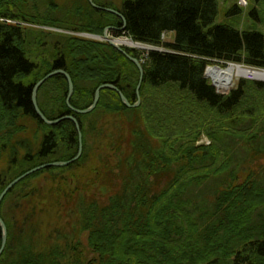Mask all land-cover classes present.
Wrapping results in <instances>:
<instances>
[{
    "label": "trees",
    "instance_id": "trees-1",
    "mask_svg": "<svg viewBox=\"0 0 264 264\" xmlns=\"http://www.w3.org/2000/svg\"><path fill=\"white\" fill-rule=\"evenodd\" d=\"M55 1L0 0V163L9 156L0 166V195L29 170L79 153L74 121L48 125L33 104L35 85L56 70L73 80L72 107L62 74L43 83L38 103L50 120H78L83 153L29 175L5 196L8 238L0 264H82L84 234L96 264H264V182L236 183L237 161L264 155V82L241 79L221 94L205 77L212 59L264 69V34L236 18L216 24L220 0H123L120 8L94 0L119 11L126 26L89 0ZM239 11L236 3L229 15ZM108 28L165 52L124 48L144 68L139 106L129 108L118 91L104 89L93 112L77 114L72 108H89L103 84L115 85L132 105L138 101L137 65L109 42L78 35ZM168 33L175 38L165 42ZM159 97L166 113L175 111L169 121L182 126L179 132L167 136L163 126L154 132L147 124L153 120L144 110ZM102 113L129 119L128 138L110 141L119 163L102 158L101 169L80 174L88 138L98 132L91 118ZM27 122L41 129L39 142L16 138ZM204 133L211 143L197 144ZM44 174L49 178L32 184ZM101 188L110 192L106 199ZM2 241L0 226V248Z\"/></svg>",
    "mask_w": 264,
    "mask_h": 264
},
{
    "label": "rangeland",
    "instance_id": "rangeland-1",
    "mask_svg": "<svg viewBox=\"0 0 264 264\" xmlns=\"http://www.w3.org/2000/svg\"><path fill=\"white\" fill-rule=\"evenodd\" d=\"M72 1L82 2L83 0H56L55 3L57 5H59V4H62V2L63 3H71ZM122 1L123 0H99L100 4H106V5L111 4V5H114L116 8L121 7ZM48 3L49 2H47V5H48ZM236 3H237V6H238L240 11L235 13V14L229 15V12L231 10H233V7L235 6ZM43 11H45V9ZM253 11H256V13H257L256 16H251V13ZM262 12H264V0H220V10H219L218 19L216 20V24L227 23V21H229L230 19L236 18L238 21H240L242 23V25H243V23H244V25H251L254 23V25L257 26V29H259L258 31H260L264 34V24L261 21V19L263 18ZM23 26H26L29 29H33V30L40 31V32L44 31V32H51V33H55V34H59V33H61V34H74L75 33V35H76V32L70 33V31H63V30H60V29L52 27V26H44L42 24H37V25L36 24H24ZM78 35L85 37V38L92 39V40L108 42V41L104 40L103 38H101V39L96 38V37L101 36L98 34L78 33ZM108 35L110 36L111 39L117 38V41H119L120 43H122L121 41H123V42L124 41H130L128 36H123V35L117 36L110 31L108 32ZM166 36L167 37H165V40H164L165 42L173 41L175 38L174 33H168ZM129 43H127L126 45H130ZM126 45L124 44L123 47L124 48L125 47L131 48V47L126 46ZM132 49H134V48H132ZM138 50L144 51V52L148 51V50H144L141 48H139ZM156 51L165 52V50L161 51L160 49L156 50ZM216 61L212 66L218 65V66H221L224 68H226L228 66L227 64H225L226 62L221 63L224 61H220V63H217ZM227 63H230V62H227ZM232 64H237V63H232ZM237 65H241L242 67L248 68V69H255V67H250V66L248 67V66L243 65V64H237ZM257 71H258V69H257ZM241 79H245V78H242V77L237 78L236 77L234 84L226 92L225 91H219V89L217 87H216V89L221 94H227L233 88L236 87V85L239 83V81ZM257 79H259V80H256V81L264 80V78H257ZM251 80H253V79H251ZM209 81L211 83H213V81L210 78H209ZM159 98L160 99H158V101L154 102V106H156V107H148V108L146 107L144 110L143 115L145 117V120H147L148 118H151L153 120L152 123L146 121L147 124L151 125V129H154V132H158L157 130L161 129V127L163 126V130H165L167 132L165 134L167 136L172 134V131H173V133L179 132L182 129V126L181 127L178 125L174 126V125L170 124V121H169V118H173V113L175 111H173L172 113L167 111V113H166V110H164L163 103H162L164 100H162L161 97H159ZM91 120L97 122L98 132H96V131L94 132V139H92V136H89V138H88V144H89L91 150L88 149L90 151L89 155H88L89 158L87 159V162L84 165V168H85V166H86V168L83 169V171H81L80 174H84V173H86V171H90V170L92 172L93 168L101 169L103 167V165H102L103 159L102 158H108L112 164L117 166L119 162L117 161L116 158L119 156H117L115 154V152L112 150V147L110 145V141L116 140L117 137L120 136L121 134L125 135L124 138H128L127 134L129 133V128L127 127V122H129V119H127V115L119 117L117 115H105L102 113V116H101V114H95L93 116V118H91ZM142 127H143V125H142ZM41 137H42L41 129H39V127L36 124H34L32 122H27L26 131L18 134L16 138L17 139L25 138L27 140H30L31 142L32 141L33 142L34 141L39 142ZM202 143H207V144L211 143V138L208 137L206 133H204V135L197 142V144H199V145ZM244 153L246 154L245 150H244ZM8 159H9V156L7 153H5L4 157L2 159V162L0 163V166L1 167L5 166L7 164ZM237 162H238L237 164L239 165L238 172H237V180H236L237 184H242L243 182L249 181L250 179L251 180L252 179L259 180L261 183H262V181L264 182V155H259V156H255V157H253L252 155L243 156L241 158V160H238ZM236 165H234V166H236ZM115 172L118 173L119 171L115 170ZM80 174L78 175L79 178H81ZM47 178H49L47 176V174H44L40 178L35 179L32 182V184L36 185V182L43 180V179H47ZM117 183H118V185H121L122 179H120ZM212 190H213V188H212ZM212 190L210 191V193H212ZM98 194H100L99 197L106 199L107 196H109L110 192L106 188H101V189H98ZM210 196H213V195H210ZM65 244H66V242L61 243L62 246H64ZM82 244H83L84 248L86 249L85 253H83V255H84L83 257H84L85 261H82V264H96V262H94V261H96L97 255L95 254V252H93L89 249L86 234H84L82 236Z\"/></svg>",
    "mask_w": 264,
    "mask_h": 264
},
{
    "label": "water",
    "instance_id": "water-1",
    "mask_svg": "<svg viewBox=\"0 0 264 264\" xmlns=\"http://www.w3.org/2000/svg\"><path fill=\"white\" fill-rule=\"evenodd\" d=\"M90 3L92 4V6L96 9H99V10H104V11H107V12H110V13H114L116 15H118L119 17H121L124 21V24L126 26V19L125 17L117 10L115 9H112V8H109V7H102V6H99L97 5L94 0H89ZM124 26V27H125ZM123 27V28H124ZM96 38H103L104 40L108 41L111 45H113L116 49H118L120 52L124 53L125 55H127V57L129 59H131L136 65L137 67L139 68L140 70V73H141V77H140V83H139V86H138V91H137V94H138V101L136 104L132 105L129 100L126 98V96L122 93V91H120L115 85L113 84H103L101 85L100 87H98V89L96 90V93H95V98H94V102L93 104L87 108V109H76V108H72L74 112H76L77 114H89L91 112H93L99 101H100V98H101V91L104 90V89H113V90H116L118 91V93L120 94L121 96V99L123 101V103L127 106V107H137L140 105L141 103V96H140V87H141V84H142V80H143V76H144V68H143V65L142 63L137 59V58H134L132 56H130L126 51L125 49L123 48L124 44L123 43H119L117 40L115 39H111L107 33V31L104 33L103 37H96ZM130 45H127V46H130L134 49H139L141 48L139 46L140 43H136L134 41L130 42L129 43ZM126 45V44H125ZM144 45V44H143ZM141 49H144V50H163L162 48H157V47H153L151 45H144L143 48ZM227 65H231L232 63H225ZM240 66V65H238ZM208 69V68H207ZM58 74H62L64 75L67 80H68V83H69V94H68V97H67V103L69 104L70 107L71 104H70V100L73 96V93H74V83H73V80L71 78V76L64 70H56L52 73H49L47 76H45L43 79H41L34 87L33 89V104H34V107H35V110H36V113L38 114V116L42 119L43 122H45L46 124L48 125H55L57 124L58 122H60L61 120L63 119H71L72 121H74V123L76 124V127L78 129V132H79V137H80V146H79V153L78 155L72 160V161H66V162H63V161H57V162H51V163H46V164H43L41 166H38V167H35L31 170H29L28 172L24 173L23 175H21L20 177L14 179L12 182H10L8 184V186L4 189V191L1 193L0 195V226L2 228V231H3V241H2V246L0 248V256L2 255L5 247H6V244H7V238H8V229H7V226H6V223L5 221L3 220V218L1 217V204H2V201L3 199L5 198V196L8 194V192L10 190H12L14 188V186H16V184H18L20 181H22L24 178L28 177L29 175H32L40 170H43V169H46V168H49V167H63V166H67L69 164H71L72 162L74 161H77L82 153H83V137H82V132H81V127H80V124L78 122V120L69 115V116H66V117H63V118H60V119H57V120H50L46 117V115L42 112L40 106H39V103H38V92H39V89L40 87L43 85V83H45L49 78L55 76V75H58ZM205 77L208 79V75H207V70H206V73H205ZM212 85L216 88V85L214 83H212ZM219 93V92H218Z\"/></svg>",
    "mask_w": 264,
    "mask_h": 264
},
{
    "label": "bare ground",
    "instance_id": "bare-ground-1",
    "mask_svg": "<svg viewBox=\"0 0 264 264\" xmlns=\"http://www.w3.org/2000/svg\"><path fill=\"white\" fill-rule=\"evenodd\" d=\"M106 31L107 33L109 31L111 32V29L108 28L106 29ZM103 35H101L100 37H103ZM121 42L127 44L130 41H124V42L121 41ZM139 46L141 48L144 47L143 44H139ZM215 61H216L215 59L208 60L206 70H207L208 79L210 78L213 81V83L216 85L219 91H225V92L228 91V89L234 84L236 77L237 78L242 77L249 80L253 79L255 81L259 80L255 77L256 74L253 72L255 69L244 68L236 64L228 65L226 68L221 66H212ZM257 69L264 71L263 68H257ZM262 82H264V80H262Z\"/></svg>",
    "mask_w": 264,
    "mask_h": 264
},
{
    "label": "built area",
    "instance_id": "built-area-1",
    "mask_svg": "<svg viewBox=\"0 0 264 264\" xmlns=\"http://www.w3.org/2000/svg\"><path fill=\"white\" fill-rule=\"evenodd\" d=\"M256 70V71H255ZM253 72L256 74V78H264V71L255 69Z\"/></svg>",
    "mask_w": 264,
    "mask_h": 264
}]
</instances>
